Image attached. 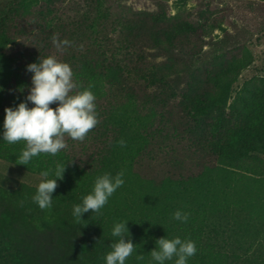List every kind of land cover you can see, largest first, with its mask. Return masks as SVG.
Instances as JSON below:
<instances>
[{
	"label": "trees",
	"instance_id": "obj_1",
	"mask_svg": "<svg viewBox=\"0 0 264 264\" xmlns=\"http://www.w3.org/2000/svg\"><path fill=\"white\" fill-rule=\"evenodd\" d=\"M1 1L0 161L39 180L13 188L0 178V264H106L120 222L136 245L125 264H158L150 254L156 241L176 237L196 244L187 264H264V78L236 88L254 62L250 50L225 49L227 40L210 37L215 29L229 36L221 25L171 15L162 5L127 13L119 0ZM64 6L69 15L59 12ZM54 35L72 45L58 51ZM50 55L71 66L76 91L93 92L99 124L83 141L65 134L58 154L19 165L25 142L3 140L4 109L34 107L26 100L27 65ZM151 152H183L190 167L176 161L160 183L145 186L134 169ZM58 164L63 179L52 207L41 210L32 200L40 173L55 179ZM121 171L124 184L101 214L78 221L73 207L95 179ZM178 210L187 222L173 219Z\"/></svg>",
	"mask_w": 264,
	"mask_h": 264
},
{
	"label": "clouds",
	"instance_id": "obj_2",
	"mask_svg": "<svg viewBox=\"0 0 264 264\" xmlns=\"http://www.w3.org/2000/svg\"><path fill=\"white\" fill-rule=\"evenodd\" d=\"M52 43L58 51H63L72 45L71 41L59 40L55 35ZM28 72L32 73L31 88L26 97L34 107H28L26 102H21L15 108H5L3 124V140L9 144L25 142V147L18 157L19 165H28L34 157L40 154L56 155L67 147L65 134L72 140L83 141L87 134L98 124L95 95L89 89L76 91L74 73L71 66L50 55L47 58H39L38 63L27 65ZM91 87V86H90ZM74 93V94H73ZM57 104L52 108L50 105ZM121 147H126V142L121 139ZM65 165H57L55 179H48L50 171H43V178L38 184L36 193L32 197L41 210L52 207L53 193L58 188L57 180L63 179ZM124 173L121 171L113 177L105 173L95 179L92 192L83 197L82 204L73 207V216L79 221L84 213L91 211L97 215L108 203L110 197L123 186ZM188 213L176 211L173 219L187 222ZM127 222L114 225L112 236L118 237V241L111 244V251L104 257L106 264H125L126 260L136 251V245L129 236L126 227ZM197 252V247L192 240L160 238L156 241V247L150 252L151 258L158 264L172 260L175 264H187L190 257ZM137 260H143L144 256L137 255Z\"/></svg>",
	"mask_w": 264,
	"mask_h": 264
},
{
	"label": "rangeland",
	"instance_id": "obj_3",
	"mask_svg": "<svg viewBox=\"0 0 264 264\" xmlns=\"http://www.w3.org/2000/svg\"><path fill=\"white\" fill-rule=\"evenodd\" d=\"M4 1H1V7ZM119 2L121 10L127 13L155 11L162 5L169 10L171 15L179 12L181 16L192 21L200 20L203 15L210 23L219 24L229 32V36H226L220 29L213 30L210 34L212 42L227 40L224 44L225 49L235 52L238 48L247 47L253 55V64L242 72L236 88H240L246 81L254 78H264L263 2L259 0H186L182 3L178 0H119ZM58 10L68 15L71 13L69 6L58 8ZM212 42L204 47L205 54L214 49L215 46ZM25 44L28 46L29 42ZM176 161H181L183 169L190 167L191 162L183 152L179 153L177 157L176 154L173 157H165L158 152H151L139 165H136L134 172L145 186L153 183L158 184L174 170ZM0 178H5L6 184L13 188L22 182L36 185L39 180L38 176L3 161H0Z\"/></svg>",
	"mask_w": 264,
	"mask_h": 264
}]
</instances>
